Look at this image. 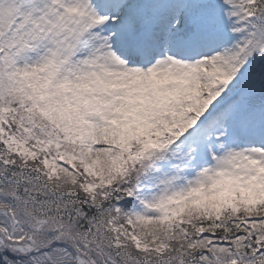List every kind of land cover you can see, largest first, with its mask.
Here are the masks:
<instances>
[{
  "label": "snow or ice",
  "instance_id": "6c2138e0",
  "mask_svg": "<svg viewBox=\"0 0 264 264\" xmlns=\"http://www.w3.org/2000/svg\"><path fill=\"white\" fill-rule=\"evenodd\" d=\"M0 264H264V0H0Z\"/></svg>",
  "mask_w": 264,
  "mask_h": 264
}]
</instances>
